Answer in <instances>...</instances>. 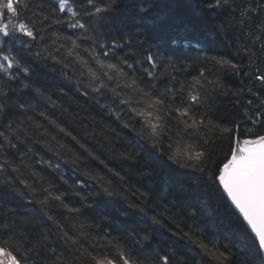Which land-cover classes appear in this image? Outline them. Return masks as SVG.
<instances>
[{
	"label": "snow or ice",
	"instance_id": "snow-or-ice-1",
	"mask_svg": "<svg viewBox=\"0 0 264 264\" xmlns=\"http://www.w3.org/2000/svg\"><path fill=\"white\" fill-rule=\"evenodd\" d=\"M222 15L227 23L218 19ZM232 22L247 28L249 36L255 34L259 48L254 51V45H244L231 59L205 58L216 71L205 63L204 71L196 69L191 84L169 87L168 80L176 79L169 69L179 72L185 67L181 63L185 50L203 51L207 35H219ZM55 26L75 31L61 34ZM49 28L55 39L42 45L39 42L45 41ZM48 60L59 65L70 81L78 75L77 91L115 127L86 122L76 109L69 111L51 95L46 97L53 108H60V118L41 111L38 115L47 126L36 122L33 127L50 137L43 147L64 158L84 181L69 184L60 175L46 187L40 174L31 172L39 184L21 179L23 189L14 185L9 189L24 203L39 205L48 222L44 227L54 231L64 246L59 255L48 246L54 259H45L42 250L31 247L41 257L34 260L23 240L9 234L12 226L27 228L34 220L21 213L15 201L5 203L0 194V216L8 221L0 220V264H181L175 252L153 247L157 241L152 225L176 223L175 201L168 200V207L157 203L158 189L171 184L175 199L183 204L192 180L198 182L200 200L210 199L226 211L230 230L245 241L247 264H264V0H54L47 9L44 0L39 4L0 0V79L18 81L35 97L44 98L47 89L30 82V65ZM220 69L246 76L243 90L228 88L220 78L208 79L218 77ZM141 70L146 73L143 78L137 76ZM160 81L163 88L157 86ZM245 93L252 98L243 105L242 119L213 118L208 101L218 96L242 99ZM30 108L35 111L31 104L13 101L9 91L0 87V157L18 144L35 157L21 133L30 143L36 132L29 135L18 125L12 130L15 110ZM125 111L130 114L127 118L122 115ZM53 141L65 151H58ZM224 147L226 154L221 151L218 159L217 150ZM114 160L121 162L119 168ZM4 164L10 166L9 160L4 159ZM46 167L54 168L51 163ZM125 168L143 178V192L127 191ZM12 171L23 176L20 167ZM89 181L91 190L85 188ZM192 207L195 211L186 213L191 223L176 225L179 239L217 264H235L228 244L205 239L201 209ZM140 222L145 227L134 226ZM177 231L171 235L177 236ZM38 232L34 227V238ZM40 236L47 239L43 233Z\"/></svg>",
	"mask_w": 264,
	"mask_h": 264
},
{
	"label": "trees",
	"instance_id": "trees-1",
	"mask_svg": "<svg viewBox=\"0 0 264 264\" xmlns=\"http://www.w3.org/2000/svg\"><path fill=\"white\" fill-rule=\"evenodd\" d=\"M40 0H36V3L39 4ZM54 0H44L45 9H47L49 3H53ZM237 3H241L242 0H236ZM27 15V13H24ZM226 15V14H225ZM225 15H222L218 19L225 20ZM227 23L228 21L225 20ZM39 26V25H38ZM57 27L61 34H73L75 30L67 29L63 26ZM52 29L49 28L45 33L46 39L43 42H39L42 45H50L51 41L55 39L51 35ZM244 45L253 47V50L259 48V42L256 39L255 34L252 36L248 35V29L242 28L235 22H232V27L225 29L224 32L219 35L215 32H210L207 35L206 41L202 44L203 51L201 50H185L184 58L181 60V63L185 65L183 69L179 72L169 69V72L172 76H175L176 79L168 80L169 87L178 88L180 84H191L193 79L197 76L196 69L204 71L202 67L203 64L207 63L208 68L216 71L212 68V63L210 60L205 58H211L213 56L231 59L235 53V50ZM18 47V46H17ZM54 48V46H53ZM51 50V49H50ZM247 62L246 60L244 61ZM255 63V60H254ZM31 77L30 82L33 87H41L47 89L45 97H35L34 93L29 92L27 89H23L18 81H7L6 79H0V87H3L5 90L9 91V94L12 96L13 101H19L26 104H31L35 111L31 108L25 111L24 109H16L13 120V131L16 130L17 125L28 131L29 135H32V132H36V136L32 138V141L29 143L27 139L21 133V139L25 141L28 148H31L35 152V157L31 153H28L23 144H18L16 149L8 150V155L0 157V194H3L5 203H11L15 201L14 206H19L18 210L21 213H27L34 220V225L30 227H23L20 225H14L9 229V234L13 236L14 239H22L24 245L29 247V255L32 256L34 260L41 259L40 256H37L35 252L31 251V247H36L37 250H42L43 257L46 259L48 257L55 256L48 250V246H51L56 250V255H59L64 251V246L60 241L58 235L52 231L50 228L44 227L47 222L46 218L40 212L39 205L36 204H26L24 203L19 196H16L15 193L11 192L9 189L11 186H15L18 189H23V185L19 183L21 179H27L29 183L39 184V178L31 176V172H38L40 177L44 180V186H48V182L51 180L55 182V178L60 175H65L69 179V184H72L75 181H84V177L80 175V172L75 170L71 165L65 164L64 158L55 155L52 151H49L47 148L43 147L44 143H47L50 137L41 136L40 133L42 129H36L33 127V124L36 122L43 123L47 126V122L44 121L43 117L39 116L38 113L43 111L49 115H52L54 118H60V108L52 107V102L47 100V96L51 95L52 101H55L57 105H64L68 107L69 111L73 108L79 113V116L83 118L86 122H99L104 125H111V119L102 113V110L88 98H85L80 92L77 91V87L74 83L75 79H80L77 75L73 77L70 81L65 77L63 70L59 65L54 64L51 60L48 61H34L31 65ZM139 68V65L137 66ZM219 68V66H217ZM146 73L143 70L137 72V76L143 78ZM220 78L224 81L228 88L236 90H243L245 83L248 82V78L237 77L233 74L228 73L227 69H220L218 77L209 75L208 79ZM21 79L23 77L21 76ZM148 79H151L150 77ZM87 82V81H85ZM158 87L163 88V81L158 82ZM125 92L130 90L125 89ZM248 98H252L250 94L245 93L242 99H237L235 97H225L218 96L214 99L208 101L211 103L212 107L209 109L211 115L214 119L220 120H232V119H242L243 118V105L246 103ZM88 99V102L85 103V100ZM233 101H236L235 104ZM254 104L256 103V98H253ZM110 102V101H109ZM113 107L124 108L123 105L113 104ZM124 118H127L129 113L126 111L122 114ZM3 130V129H0ZM119 130V129H118ZM127 130H125L126 132ZM40 140V143H36V139ZM56 149L60 152L65 150L59 148L55 145V142H52ZM143 143V141H140ZM145 147H149L145 145ZM221 151L226 154V147L222 150H217V158L221 159ZM23 156V161L20 160V157ZM67 158V157H65ZM4 159L9 160L10 166L4 164ZM48 163H51L54 168L49 169L46 167ZM112 163L119 168L120 161H112ZM27 165V167H25ZM56 165H59L58 168H55ZM13 167H20L23 172V176L19 173L13 172ZM126 175L127 184L125 185L127 191L131 193L132 191L139 189L143 192L145 189L141 187L143 183V178L138 176L134 169L125 168L122 171V174ZM195 175V174H194ZM91 182L86 183L85 188L91 190L89 185ZM192 188L187 191L186 196L182 197L185 199V203L181 204L179 200H176V193L172 191L171 184L165 185L164 188H167V192L164 191V188H159V197H157V203L168 207L167 201L174 200L177 208L173 209V213L176 216V223L169 224L168 222H163V226L152 225L156 229L152 235L155 237L157 243H154L153 247L163 248L170 252H175L176 257L181 259V264H217V261L211 259L208 255H205L199 248L189 244L187 241H181L179 239V232L177 231L176 225L179 224L180 227H183L184 224H190L191 221L187 219L186 213L190 211H195V208L192 205H198L201 209L199 213V221L201 224V232L205 239H215L223 244H228L229 247L234 252V261L235 264H247L249 259L248 254L245 250V241L243 238L231 229L229 220L227 218L226 211L221 207L218 209L217 203H214L212 200L203 201L200 200L198 188V182L196 180L191 181ZM153 189H157V185H151ZM11 198V199H7ZM75 199V198H74ZM159 211V209H157ZM151 214V213H150ZM65 215H68L65 213ZM0 220H3L4 223H8L7 220H4L0 216ZM171 220V217H169ZM38 226L39 232L36 234L35 238L33 237V228ZM138 227H145V225L140 222ZM187 231V229H184ZM171 231H177V236L173 237ZM40 233H43L47 237L45 240L40 236ZM115 235V233H114ZM229 236V239H225V236ZM50 264V261H49Z\"/></svg>",
	"mask_w": 264,
	"mask_h": 264
}]
</instances>
